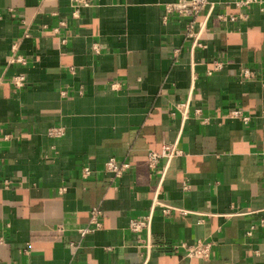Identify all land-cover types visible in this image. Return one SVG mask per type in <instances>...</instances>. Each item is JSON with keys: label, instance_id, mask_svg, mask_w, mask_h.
I'll return each instance as SVG.
<instances>
[{"label": "crops", "instance_id": "1", "mask_svg": "<svg viewBox=\"0 0 264 264\" xmlns=\"http://www.w3.org/2000/svg\"><path fill=\"white\" fill-rule=\"evenodd\" d=\"M178 1L0 0V264H264V4Z\"/></svg>", "mask_w": 264, "mask_h": 264}, {"label": "built area", "instance_id": "2", "mask_svg": "<svg viewBox=\"0 0 264 264\" xmlns=\"http://www.w3.org/2000/svg\"><path fill=\"white\" fill-rule=\"evenodd\" d=\"M251 3H258V4H264V0H239L236 5L238 7L249 5ZM210 8L212 9V4L210 0H190V1H184L179 0L176 3H172L167 7L169 13L172 12H178L181 15L188 17V18H196L199 14H201L204 10H207ZM200 33H195L193 31L188 33V37L193 39L192 42V48H196L199 45V39H200ZM20 62H23L22 60H19ZM249 75V72H246V76ZM14 84L16 87H20L23 84V78H17L16 81H14ZM190 103L189 101L180 103L178 105V109L183 112L184 115L188 113ZM231 116H237L241 117V119L244 120L245 123H248L250 118L243 117L241 114V111L235 110L231 112ZM209 120L206 119V123ZM63 130L59 129L56 131L57 136L62 135ZM182 154V151L179 148V142L176 141L175 143H169L168 141H165L162 146V150L160 152L151 151L148 153L147 158L149 162V168L153 173L157 172V169L159 167V164L162 160H165L167 163L170 164L176 157ZM131 164L127 161L118 160L115 158H109L108 161L105 163V169L109 173L113 175L115 178H120L125 172H127L130 168ZM91 173L90 168H84L83 170V176H88ZM160 176V182L158 186V190L160 189L161 184L163 183L165 179V169L164 171L159 175ZM187 188V187H186ZM185 188V189H186ZM173 208L169 206H164L162 209L163 213L165 214H171V211ZM185 212V211H183ZM91 225L88 228H85L84 230L80 231V233L84 236L85 234L92 232L94 230L101 229L103 227L102 224V213L99 209L95 208L91 211ZM150 224V217L141 218L140 220H132L130 223V230L134 233H139L144 228H148ZM144 247H150V242H144ZM167 248L168 245H165ZM214 244L212 242H207L204 240H198L194 244H187V243H179L175 246H171L172 250L175 252H181L183 251V254L186 258L189 259H201V260H209L212 252V247ZM170 249V248H169ZM78 246L72 244V253L75 257L77 255Z\"/></svg>", "mask_w": 264, "mask_h": 264}]
</instances>
